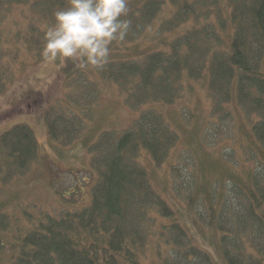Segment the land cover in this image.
<instances>
[{
	"label": "trees",
	"instance_id": "trees-1",
	"mask_svg": "<svg viewBox=\"0 0 264 264\" xmlns=\"http://www.w3.org/2000/svg\"><path fill=\"white\" fill-rule=\"evenodd\" d=\"M25 1L0 0V24L13 5ZM28 2L26 28L16 34L5 30L8 35L0 28V47L5 37L6 42H23L41 55L44 33L55 22L53 13L66 7L68 0ZM220 2L130 0L132 11L128 18L132 24L122 43H129L132 53L139 51L138 40L147 35L152 21L165 10L170 16L160 24L161 29L167 27L174 32L191 19L193 24L183 33L163 39L160 48L140 58L125 59L117 51L119 44H114L103 70L73 67L75 71L68 76H76L72 83L77 98L84 95L81 91L91 90L99 78L124 87L133 85L131 101L140 105L153 101L173 104L185 91L184 79L207 76L213 113H221L227 104H233L239 117L238 142L246 152L244 156H250L255 166L239 172L233 169L246 160L240 158L231 164L233 146L227 147L228 154L223 148L222 155L205 164L195 151L192 163L197 164L200 180L193 181L190 202L209 200L206 216L212 226L210 231H221L220 252L227 264H264V0H223V8ZM4 88L1 82L0 93ZM188 89L194 91L191 86ZM72 96L67 94L45 115L49 137L67 145L80 137V132L75 131V117L67 115L75 110L76 98ZM174 113H169L171 121L183 131L184 118ZM222 113L219 119H227L228 113ZM194 128L199 131V124ZM99 137L96 144L88 145L99 172L90 204L79 211L43 216L11 244L5 241L4 234L14 229L15 223L0 214V264H141L155 226L153 213L174 220L175 210L157 192L140 157L147 155L160 166L179 136L161 113L149 109L118 138L107 131ZM84 139L85 144L89 142L87 137ZM38 150L31 127L15 124L0 135V174L12 177L27 170ZM228 195L236 199L232 209H226ZM213 200L218 204L214 206ZM191 204L188 206L193 209ZM198 230L204 234L200 226ZM159 236L162 242L157 243L158 249L169 246L172 251L166 250L162 258L165 264H215L209 252L192 245L180 221L162 224Z\"/></svg>",
	"mask_w": 264,
	"mask_h": 264
},
{
	"label": "rangeland",
	"instance_id": "rangeland-1",
	"mask_svg": "<svg viewBox=\"0 0 264 264\" xmlns=\"http://www.w3.org/2000/svg\"><path fill=\"white\" fill-rule=\"evenodd\" d=\"M27 2L28 0L13 5V9L4 17L0 28H3L6 35L8 34L5 30L16 34L26 28L30 15V6L25 4ZM224 5L225 2L221 0L220 7L223 8ZM169 16L170 13L165 10L152 21L147 35L138 40L139 51L130 52L129 43H120L118 46L121 48H117V51L125 59L140 58L151 49L160 48L163 39L172 38L173 33H183L193 24L191 19L188 24L176 28L174 32L167 30V27L161 29L160 24L167 22ZM4 38L0 47V83L4 82L5 85L0 93V135L15 124L25 123L33 130L39 145L38 156L27 170L12 177H6L4 172L0 174V214L8 216L11 223H15V228H9L4 234L5 241L11 244L18 236L42 221L47 214L60 215L88 206L92 198L91 191L99 179V172L94 165V152L88 145L96 144L99 136L106 131L118 138L142 112L152 109L167 119L179 137L167 160L160 166L147 155L140 157V162L149 172L157 192L175 210V218H162L153 213L155 226L142 253L141 264H165L162 258L166 250L171 249L169 246L158 249L157 243L162 242L159 236L161 225H170L173 221L183 223L192 245H198L209 252L215 264H227L220 252L221 231H210L212 226L206 216L209 200L195 201L193 204L190 202L193 181L200 180L196 173L197 164L192 163L195 151L199 157L202 156L201 161L205 164L222 155L223 148L225 154H228L230 150L227 147L233 146L235 151L232 157L230 155L231 164L240 158H246L233 169L239 172L252 169L255 165L252 159H248L250 156H244L246 152L244 153L238 142L241 135L237 126L239 117L237 118L233 104H227L222 110L228 113L225 120L219 119L222 112L213 113L214 102L208 88V77L184 79L185 91L173 104L168 105L162 101L140 105L136 100L131 101L133 85L124 87V84L99 78L98 82L95 79L94 83L97 84L91 90L81 91L84 95L77 98L76 86L72 83L76 82V76L74 73V76H68L69 72L75 71L72 64L63 67L46 65L43 57L29 50L25 43L10 40L6 42ZM166 48L169 49L167 46ZM189 86L193 87V92H190ZM67 94L73 95L72 99L76 98L74 112L70 110L67 115L75 117V131L80 132V137L68 145L49 137L45 121L47 109L58 105ZM174 111L178 112L180 118H184L183 123L187 130L194 128L195 124H199L200 130L194 128L187 132L184 128L181 131L169 116V113L174 115ZM85 137L89 139L86 144ZM232 197L234 196L228 195L226 209L234 207L236 199ZM213 202L214 206L218 204L215 200ZM199 226L203 228L204 234L198 230ZM171 243L175 244L174 238H171Z\"/></svg>",
	"mask_w": 264,
	"mask_h": 264
},
{
	"label": "clouds",
	"instance_id": "clouds-1",
	"mask_svg": "<svg viewBox=\"0 0 264 264\" xmlns=\"http://www.w3.org/2000/svg\"><path fill=\"white\" fill-rule=\"evenodd\" d=\"M131 11L130 0H68L66 7L54 11L55 22L44 33V63L103 70L113 45L128 36Z\"/></svg>",
	"mask_w": 264,
	"mask_h": 264
}]
</instances>
